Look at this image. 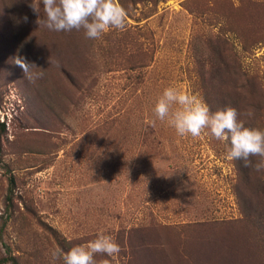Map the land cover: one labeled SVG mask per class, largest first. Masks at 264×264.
Here are the masks:
<instances>
[{"label": "rangeland", "instance_id": "rangeland-1", "mask_svg": "<svg viewBox=\"0 0 264 264\" xmlns=\"http://www.w3.org/2000/svg\"><path fill=\"white\" fill-rule=\"evenodd\" d=\"M118 2L126 30L93 40L44 27L42 0H0V257L62 264L103 233L121 252L96 264H264V171L154 113L175 87L264 131V0Z\"/></svg>", "mask_w": 264, "mask_h": 264}, {"label": "clouds", "instance_id": "clouds-1", "mask_svg": "<svg viewBox=\"0 0 264 264\" xmlns=\"http://www.w3.org/2000/svg\"><path fill=\"white\" fill-rule=\"evenodd\" d=\"M42 3L46 14L42 23L50 31L83 29L86 38L95 40L109 29L124 31L127 28L128 13L118 0H42ZM30 7L38 16L37 23H41L38 7L33 3ZM24 19L26 22L27 17ZM12 62L29 81L43 77V72L33 71L38 67L26 57L17 55ZM154 113L160 121L167 119L180 136L198 138L205 130H210L215 139L230 143L227 153L229 160L243 161L245 167H254L257 172L264 171V131L246 127L238 119L240 113L236 108L227 107L213 113L197 96L169 87L158 99ZM246 115L252 117L254 113L249 111ZM150 123L155 126V121ZM251 157H259L260 162L253 165ZM120 252L121 247L112 236L100 233L86 245L73 247L63 255L55 250L51 257L53 261L62 260V264H96V254L115 257ZM102 264H109V261L104 260Z\"/></svg>", "mask_w": 264, "mask_h": 264}, {"label": "trees", "instance_id": "trees-1", "mask_svg": "<svg viewBox=\"0 0 264 264\" xmlns=\"http://www.w3.org/2000/svg\"><path fill=\"white\" fill-rule=\"evenodd\" d=\"M256 125H257V123L255 124L252 121L251 127L257 128ZM2 129H3V124L0 123V130H2ZM0 162H1V160H0ZM4 168H5V172L7 174V182H8V188H7V193H6V197H5V200H6L5 202H6L7 206H9V200L11 198L10 197L11 188L13 185V176L11 175V172L9 171V169H7L6 165H4ZM4 262H10V264H16L15 258L9 253L7 246H5V255L0 257V264L4 263Z\"/></svg>", "mask_w": 264, "mask_h": 264}]
</instances>
